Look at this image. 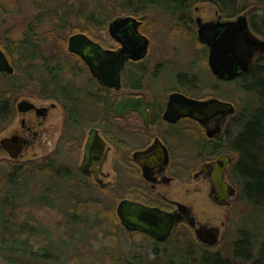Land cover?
Listing matches in <instances>:
<instances>
[{
	"label": "flooded vegetation",
	"instance_id": "1",
	"mask_svg": "<svg viewBox=\"0 0 264 264\" xmlns=\"http://www.w3.org/2000/svg\"><path fill=\"white\" fill-rule=\"evenodd\" d=\"M203 5L214 7L210 3H194L182 20L160 9L151 10L175 22L188 44L195 46L194 62L187 66L179 62H151L152 44L142 31L148 28V13L117 17L138 20L139 34L149 40V48L142 60L127 59L120 69L119 82L112 87L95 79L81 57L68 53L73 58L68 59L72 65L67 70L75 74L66 75L63 96H25L18 88V77L15 84L9 82L18 76V70L7 58L14 73L0 72V80L6 81L5 89L0 91V158L7 157L12 162H21L29 155L32 161L56 158L74 179L73 187L80 193L82 206L115 207L125 233L143 235L156 246L168 243L170 238L160 243L147 234L128 232L117 215L119 205L135 203L165 215L177 212L182 221L172 235L186 229L195 243L211 253L225 234L227 217L238 197L232 178L239 153L232 139L237 135L236 118L240 112L228 94L231 84L241 83L244 76L230 82L220 80L212 72L210 48L199 40L197 20L219 23L231 19L218 11L209 21L194 18L200 12L198 6ZM143 17L146 20L142 22ZM109 38L93 41L104 51H120L122 43L110 35ZM200 92L210 95L201 96ZM173 95L232 104L235 113L213 116L203 126L193 118H183L177 106L170 111ZM22 102L28 103L26 111L18 110L17 105ZM56 119L61 121L60 126ZM71 152L77 156V168L64 162ZM233 190L235 195L231 197ZM200 208L204 209L202 213L198 212ZM210 209L223 212L220 224L207 216L206 210ZM197 231L217 233L219 243L214 247L204 245L198 241Z\"/></svg>",
	"mask_w": 264,
	"mask_h": 264
},
{
	"label": "trees",
	"instance_id": "2",
	"mask_svg": "<svg viewBox=\"0 0 264 264\" xmlns=\"http://www.w3.org/2000/svg\"><path fill=\"white\" fill-rule=\"evenodd\" d=\"M30 1L40 11L39 14L26 27L5 31L0 36V48L17 70L20 66L30 68L37 64L38 69L35 68L29 75L31 80L32 75L38 74L40 79L46 81L42 88L45 94L43 96L61 98L66 75L75 74L67 70L68 66L72 65L68 59L73 56L64 52L60 56L47 57L42 52L40 43L43 38L36 29L44 21L49 20L53 24V30L47 34L49 36H53L55 30H63L70 37L85 34L94 41H103L108 40L103 36L109 37L110 22L122 14H134L136 17L153 9H160L171 14L173 18L180 17L182 20L187 17V9H191L192 4L210 3L224 18L232 20L247 10L248 6L239 7V3L249 0H109L106 6L102 0H76L75 10H72L74 6L65 10L62 0ZM12 4H15V7H11ZM262 5L261 0H258L257 6ZM0 8L5 13H18V0H0ZM256 9L257 7L247 14L249 25L256 35L264 39V16ZM70 18L76 21L75 25L70 24ZM60 41L63 45L66 44L63 39ZM241 84L243 107L236 118L237 135L232 139L239 158L234 164L232 179L238 189V200L245 201L255 213H261L263 217L264 56L257 59L250 71L241 78ZM73 180L56 158L22 163L5 160L0 163V264H20V257L25 256L39 264H46L59 257L49 254L51 249L62 251L63 247L54 242L49 230L31 214L21 223H18L17 215L24 205L39 207L36 209L52 208L55 197L70 203L72 208L82 207L78 189L73 187ZM34 186L38 191L31 194V187ZM66 194L69 195L68 199ZM73 212L74 210L71 213L68 211L64 216L68 224L74 227L82 224V216L79 217V214ZM115 219L118 221L116 215ZM180 237L182 239L178 241L172 238L163 244L166 248H172L166 251L167 254L172 252L167 264H264V236L259 254L254 255V243L248 234L242 233L231 260H224L220 255L206 251L191 239L188 232H184ZM35 245H39L36 250Z\"/></svg>",
	"mask_w": 264,
	"mask_h": 264
},
{
	"label": "rangeland",
	"instance_id": "3",
	"mask_svg": "<svg viewBox=\"0 0 264 264\" xmlns=\"http://www.w3.org/2000/svg\"><path fill=\"white\" fill-rule=\"evenodd\" d=\"M109 0H102V3L106 6ZM262 6H257L258 0L241 1L239 7L248 6L245 13L248 14L252 9H256L259 14L264 16V0H261ZM62 4H65L64 9L67 7L72 10L76 9V0H62ZM9 5V4H8ZM11 7H15L12 4ZM200 12L194 14L195 17L202 18L204 21H209L215 18V12L217 9L212 6L203 5L198 6ZM9 9V7H8ZM78 9V8H77ZM38 11L30 0H18V13H5L0 8V36L5 31L16 28L18 29L26 27L29 23H32L33 19L39 14ZM63 14V12H62ZM127 14H122L125 16ZM149 23H147L146 29H142L147 33L151 41L150 60L154 62H179L186 64V66L193 61V56H196L188 39L180 32V29H176L175 22L171 21L163 13L148 12ZM73 17V16H72ZM70 24L73 26L75 22L73 18H70ZM112 22V21H111ZM110 22V23H111ZM37 33L42 36L43 42L40 43L42 52L47 57L60 56L62 53H66L68 46L69 34L66 31L55 30L56 33L53 36L47 35L49 31L53 30V24L51 21H44L37 27ZM105 39H109L108 36H103ZM61 39L66 41V44L61 43ZM197 53V52H196ZM195 64V63H194ZM192 65L195 66V65ZM38 69L37 64L35 67L27 68L25 65L20 66L18 70V76H14L9 82L14 83L18 77V88L20 87L22 95L29 96L30 94L38 95L42 97L45 95L42 91L43 85L46 81L39 78L38 74L32 75L33 80L29 76L32 70ZM4 82L0 80V91L4 90ZM4 83V84H3ZM241 83L235 82L230 86L228 98L236 104L238 111L240 112L243 107V95L240 93ZM18 89V90H20ZM209 92H200L199 95L209 96ZM2 95V94H1ZM59 121V119H56ZM61 121H59L60 126ZM32 155L24 159L21 162L32 161ZM77 156L71 152L69 158L64 162L67 165L73 167L78 166L75 162ZM10 161L7 157H1L2 161ZM12 162V161H11ZM38 188L36 186L31 187V194L37 193ZM79 193V192H78ZM80 196V193H79ZM68 199L69 195H65ZM55 197L53 199L52 208H32L28 205H24L23 209L17 215L18 223H21L30 214L34 219L38 220L41 224L49 230L52 235V239L58 246H63L61 250L51 249L50 255H59L54 261L46 264H167L172 252L168 254L165 250L171 248L169 246H156L154 243L143 235L128 234L122 229L120 222L115 219L116 211L115 207L100 208L94 211V209L87 208L85 206L72 208L70 203L59 200ZM34 206V205H33ZM70 208V210H69ZM102 209V210H101ZM74 210V214H79L81 217L80 225L74 227L68 224V220L65 219V213ZM204 211L200 208L198 212ZM200 213V212H199ZM207 216L213 218L216 224H220L223 218V212L215 209L206 210ZM118 219V218H117ZM227 226L225 234L220 240L221 242L211 251V253L220 255L224 260L233 259L235 253V245L240 240L241 232H246L250 237V240L255 245L254 255L259 254L260 244L262 242L264 234V216L261 213H255L253 208L245 202L239 201L238 197L234 200L233 209L230 215L227 217ZM186 229H179L170 237L176 241L183 238L180 237L184 234ZM250 232V234H249ZM263 235V236H262ZM194 237L191 236L193 240ZM169 239V240H170ZM175 241V242H176ZM39 245H35V250ZM172 249V248H171ZM20 264H39L28 256L20 257Z\"/></svg>",
	"mask_w": 264,
	"mask_h": 264
},
{
	"label": "water",
	"instance_id": "4",
	"mask_svg": "<svg viewBox=\"0 0 264 264\" xmlns=\"http://www.w3.org/2000/svg\"><path fill=\"white\" fill-rule=\"evenodd\" d=\"M146 17L141 18L145 21ZM140 22L134 18L116 19L108 26L112 39L122 43L120 51L114 53L104 51L85 34H76L68 39L67 51L81 57L90 67L92 76L102 84L112 87L120 80V69L128 60L139 61L146 57L149 40L139 34ZM199 40L210 48V68L220 80L233 82L246 75L257 59L264 56V39L256 35L248 21L247 13L235 20L219 23H202L197 20ZM124 31L123 35H120ZM0 72L12 75L13 68L7 57L0 50ZM26 102L20 103L19 111L28 109ZM27 106V107H26ZM177 106L183 118L198 121L203 126L218 114L234 115L232 104L217 100L199 102L181 95H173L169 101L170 111ZM29 105V108H32ZM170 120V118H168ZM3 145V142L1 143ZM235 195L233 190L231 197ZM117 215L128 232L147 234L157 242L164 243L172 235L175 227L181 223L182 217L177 214H163L159 210L149 209L141 205L122 202ZM199 242L209 247L219 243V235L214 232H196Z\"/></svg>",
	"mask_w": 264,
	"mask_h": 264
}]
</instances>
